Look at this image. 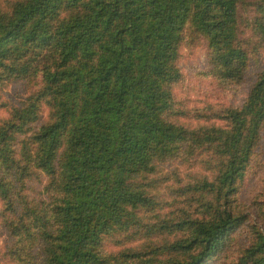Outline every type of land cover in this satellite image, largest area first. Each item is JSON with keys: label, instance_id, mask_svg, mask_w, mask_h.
<instances>
[{"label": "trees", "instance_id": "16d2710c", "mask_svg": "<svg viewBox=\"0 0 264 264\" xmlns=\"http://www.w3.org/2000/svg\"><path fill=\"white\" fill-rule=\"evenodd\" d=\"M244 2L0 3V85H35L21 103H0L10 264H208L229 246L249 221L240 193L264 135V67L238 106L189 109L174 89L187 37L207 41L219 82L244 80ZM256 9L262 46L264 0ZM172 161L203 172L192 168L184 182ZM43 179L31 196L29 183ZM162 186L166 200L156 195ZM256 204L260 226L248 225L233 264H264V205Z\"/></svg>", "mask_w": 264, "mask_h": 264}, {"label": "rangeland", "instance_id": "374dc122", "mask_svg": "<svg viewBox=\"0 0 264 264\" xmlns=\"http://www.w3.org/2000/svg\"><path fill=\"white\" fill-rule=\"evenodd\" d=\"M7 0H0L3 5ZM258 0H245L239 7V28L242 44L249 51V65L246 70L244 80L239 84L222 83L215 77L209 74L208 62V45L203 37H192L185 40L182 49L179 66L181 68L183 78L175 86L174 92L176 99L189 109L203 108L206 105L219 106H238L247 97L249 87L255 82L259 72L264 67V44L260 46L257 43L258 34L254 29V22L257 15ZM35 90V85L26 82H15L6 87L0 85V103H21L27 95ZM8 111L6 108L0 109V119L7 117ZM47 117V109L44 108L42 119ZM182 121L187 125H196L199 120L185 118ZM202 123V122H201ZM256 155L253 163L248 170L240 193L241 202L247 206L249 221L233 236V240L229 246L223 251L214 256L208 264H233V259L238 252V247L247 244L250 228L248 225H259L257 217L258 206L257 201L264 205V135L261 144L256 149ZM178 161H172L179 167V175L183 181H187L188 171L203 172L200 163L191 165H179ZM175 167H171L172 171ZM164 169H166L164 167ZM178 168H175L177 171ZM178 169V170H179ZM189 169V170H188ZM42 181H33L29 183L31 196H37L44 184ZM169 188L162 186L156 193L158 199L166 200L170 197ZM166 204L162 205L165 210ZM11 240L7 237L6 230L0 223V264H10L9 257L6 256V249L9 248ZM107 248L114 247L113 243H108Z\"/></svg>", "mask_w": 264, "mask_h": 264}]
</instances>
